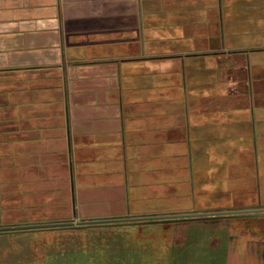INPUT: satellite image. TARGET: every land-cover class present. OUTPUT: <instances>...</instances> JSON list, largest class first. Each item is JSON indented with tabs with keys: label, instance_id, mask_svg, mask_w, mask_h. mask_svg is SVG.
<instances>
[{
	"label": "crops",
	"instance_id": "obj_1",
	"mask_svg": "<svg viewBox=\"0 0 264 264\" xmlns=\"http://www.w3.org/2000/svg\"><path fill=\"white\" fill-rule=\"evenodd\" d=\"M235 1L0 0V226L188 212L158 202L193 196L206 154L264 136V4L254 20ZM171 164L187 179L161 178ZM237 217L253 216L203 219L210 238L174 228L168 264H264L256 226L223 234ZM85 227L0 241V264H118L61 241Z\"/></svg>",
	"mask_w": 264,
	"mask_h": 264
},
{
	"label": "rangeland",
	"instance_id": "obj_2",
	"mask_svg": "<svg viewBox=\"0 0 264 264\" xmlns=\"http://www.w3.org/2000/svg\"><path fill=\"white\" fill-rule=\"evenodd\" d=\"M232 4L235 8L243 11L249 9L252 19L255 20L254 17L260 16L261 8H253L252 4L261 5L264 4V0H237ZM242 24L244 23L242 22ZM250 25L256 30L259 39L264 37V24L252 23ZM240 27L242 30L247 29L248 32L251 31V34H255V32H252L253 27L248 28L243 25ZM232 98V95H227L225 97L226 102ZM231 117L232 124H230V127L237 129L242 125L239 116L234 117L232 114ZM211 125H213V122H210V128ZM254 141V138L253 140L247 138L241 147L226 148L224 152L219 154L210 152L206 154L207 158L203 156L201 161L193 164V196L191 186L187 184L188 199L173 200L178 195L167 197L166 200L158 202L160 207L157 208H190L185 213H198L207 210L218 211L216 209L264 207V136L257 135V143ZM229 149L232 150L228 151ZM109 167L117 170V166L113 164ZM144 172L148 176L149 172ZM161 173V178L177 179L179 182V179H187L186 176H189L188 164H171L170 168L161 169ZM166 175L169 177H166ZM167 189L169 190V186H167ZM170 191L173 193L186 192V188L177 185L170 188ZM197 220H179L170 225L160 223L157 228V225H153V223H129L139 225L123 223L97 224L85 227L86 230H90L89 236L86 238H61V241L65 244H73V246L78 242H87L90 251L96 253V256H102L113 248V258H117L118 264H168L170 262L169 237H173L170 232L174 231V228L187 231V233L182 231V234H189L187 236L190 240L192 236L193 240L194 238L198 239L197 237L204 239L221 232L220 229H213L207 221ZM228 220L230 224L221 222L222 224H228L224 226L223 231V234L227 233V236L230 235L228 226L231 225L234 231L248 230L250 227L256 226L257 235L264 237V215L249 218H229ZM136 226H139V230ZM25 231L29 232V230L0 232V241L15 240L17 235L23 234L21 232ZM237 234V232H233V235ZM50 240L55 243L58 238L51 237ZM225 240L227 239L225 238Z\"/></svg>",
	"mask_w": 264,
	"mask_h": 264
},
{
	"label": "water",
	"instance_id": "obj_3",
	"mask_svg": "<svg viewBox=\"0 0 264 264\" xmlns=\"http://www.w3.org/2000/svg\"><path fill=\"white\" fill-rule=\"evenodd\" d=\"M264 215V207L242 208V209H226L218 211H204V212H189L177 214L164 215H147V216H129L109 219H94V220H78L61 221V222H45L34 224H17L0 226V232H10L15 230H41V229H55L63 227H84L91 225H99L104 223H153V222H173L179 220H193V219H213L234 216H258Z\"/></svg>",
	"mask_w": 264,
	"mask_h": 264
}]
</instances>
